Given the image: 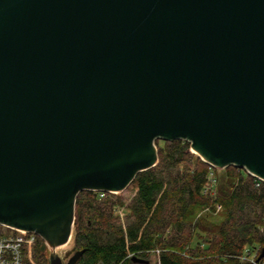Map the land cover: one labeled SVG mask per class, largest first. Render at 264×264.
Wrapping results in <instances>:
<instances>
[{"label":"water","instance_id":"obj_1","mask_svg":"<svg viewBox=\"0 0 264 264\" xmlns=\"http://www.w3.org/2000/svg\"><path fill=\"white\" fill-rule=\"evenodd\" d=\"M158 140L264 181V0H0V225L77 264L79 193L125 191Z\"/></svg>","mask_w":264,"mask_h":264},{"label":"trees","instance_id":"obj_2","mask_svg":"<svg viewBox=\"0 0 264 264\" xmlns=\"http://www.w3.org/2000/svg\"><path fill=\"white\" fill-rule=\"evenodd\" d=\"M155 144L158 163L128 187L133 195L122 220L115 214V206L125 204L118 195L79 193L73 242L85 253L77 264H133L153 253L154 264H254L243 258L257 249L255 261L264 264V182L236 166L219 175L189 142ZM211 173L218 180L215 196L204 194ZM206 209L219 219L200 215ZM43 243L37 239L34 263L26 258L24 264H49Z\"/></svg>","mask_w":264,"mask_h":264},{"label":"built area","instance_id":"obj_3","mask_svg":"<svg viewBox=\"0 0 264 264\" xmlns=\"http://www.w3.org/2000/svg\"><path fill=\"white\" fill-rule=\"evenodd\" d=\"M213 167V166H212ZM214 169H218L213 167ZM257 178V177H255ZM259 179V178H257ZM262 181L261 179H259ZM264 182V181H262ZM218 180L214 173H211L209 181L205 186L204 194L217 195ZM95 192V191H93ZM99 198H104L106 195L115 194L110 192H95ZM208 210V209H206ZM222 210L221 206L216 207V214ZM116 212H120L121 216L125 215L124 209H116ZM124 218V217H123ZM122 218V219H123ZM2 226V225H0ZM4 229L0 233V264H24L27 256H30L37 243V239L40 238L33 232L21 231L13 228L2 226ZM259 253V249L255 253H249L243 259L248 260L251 263L258 264L255 261L256 256Z\"/></svg>","mask_w":264,"mask_h":264},{"label":"rangeland","instance_id":"obj_4","mask_svg":"<svg viewBox=\"0 0 264 264\" xmlns=\"http://www.w3.org/2000/svg\"><path fill=\"white\" fill-rule=\"evenodd\" d=\"M221 170L222 169H218V174L221 175ZM132 194H133V189L132 188H127L125 191L121 192V193H117V194H113L112 196H116V197H121V199L125 202V204L123 206H120V205H116L115 206V210L116 209H124V212H125V206H126V202L132 197ZM111 196V197H112ZM216 209V207H215ZM209 210H204L203 212L200 213V215H205V216H208L209 215ZM221 212V211H220ZM115 214L117 216H119L122 220V218L125 216H121L120 212L118 213V211L116 212L115 211ZM209 218L211 219H215V220H218V216H215V215H212V216H208ZM52 250L49 248L48 250H46L43 254L48 258V261H49V257H50V254H51ZM75 249H74V243H73V246L71 248H69L68 250L66 251H63V252H58V255L62 258V260L64 262H67L69 260V258L75 253ZM158 254V253H156ZM155 253H153L148 259L147 261H149L150 264H154L155 261H156V258H157V255ZM33 252L31 253L30 256H27V259H29L30 262L34 263L33 261ZM133 264H141V263H133Z\"/></svg>","mask_w":264,"mask_h":264},{"label":"crops","instance_id":"obj_5","mask_svg":"<svg viewBox=\"0 0 264 264\" xmlns=\"http://www.w3.org/2000/svg\"><path fill=\"white\" fill-rule=\"evenodd\" d=\"M133 195V194H132Z\"/></svg>","mask_w":264,"mask_h":264}]
</instances>
